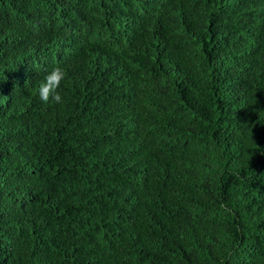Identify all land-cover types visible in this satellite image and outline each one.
<instances>
[{
  "label": "trees",
  "instance_id": "trees-1",
  "mask_svg": "<svg viewBox=\"0 0 264 264\" xmlns=\"http://www.w3.org/2000/svg\"><path fill=\"white\" fill-rule=\"evenodd\" d=\"M0 264H264V0H0Z\"/></svg>",
  "mask_w": 264,
  "mask_h": 264
},
{
  "label": "clouds",
  "instance_id": "clouds-1",
  "mask_svg": "<svg viewBox=\"0 0 264 264\" xmlns=\"http://www.w3.org/2000/svg\"><path fill=\"white\" fill-rule=\"evenodd\" d=\"M150 11H147L146 13H149ZM93 39H95V32L93 33ZM104 40L103 35L101 34V32H99V37L97 38V40L95 41V43H93L91 46L89 47H85L83 46L80 51H90L92 49H98L99 51L101 50L102 41ZM66 45V40L62 37L61 43H60V53L62 55V60L64 58H66L64 56V54H66L65 48H61V46ZM58 45L55 44V48H57ZM59 48V47H58ZM66 60H68L66 58ZM113 66H125L124 61H119V59L117 58L113 64ZM65 70L63 69V67L61 66H53L49 71H47L44 74L43 77V81L38 85L37 88V94L39 96V99L42 102H61L62 101V96L61 93L59 91L60 85L62 80H64L65 78ZM118 77L115 78H111V80H115ZM131 82L135 83L134 81L131 80V76L126 77L124 80H122L119 83H113V87H114V91L121 95L123 92H125L128 88L126 87L127 84H131ZM139 128L140 130L143 129Z\"/></svg>",
  "mask_w": 264,
  "mask_h": 264
}]
</instances>
